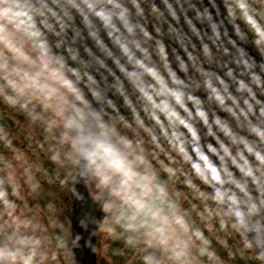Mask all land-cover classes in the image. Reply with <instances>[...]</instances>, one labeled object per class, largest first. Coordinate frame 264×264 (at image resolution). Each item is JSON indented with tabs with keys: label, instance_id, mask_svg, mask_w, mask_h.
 I'll return each mask as SVG.
<instances>
[{
	"label": "clouds",
	"instance_id": "clouds-1",
	"mask_svg": "<svg viewBox=\"0 0 264 264\" xmlns=\"http://www.w3.org/2000/svg\"><path fill=\"white\" fill-rule=\"evenodd\" d=\"M100 253L264 264V0H0V264Z\"/></svg>",
	"mask_w": 264,
	"mask_h": 264
},
{
	"label": "flooded vegetation",
	"instance_id": "flooded-vegetation-1",
	"mask_svg": "<svg viewBox=\"0 0 264 264\" xmlns=\"http://www.w3.org/2000/svg\"><path fill=\"white\" fill-rule=\"evenodd\" d=\"M101 259L105 261V264H114L112 258L104 255L103 253H100L96 256L95 264H100Z\"/></svg>",
	"mask_w": 264,
	"mask_h": 264
},
{
	"label": "water",
	"instance_id": "water-1",
	"mask_svg": "<svg viewBox=\"0 0 264 264\" xmlns=\"http://www.w3.org/2000/svg\"><path fill=\"white\" fill-rule=\"evenodd\" d=\"M82 258H83L85 261H88L89 256H88L87 252H85V254L83 255Z\"/></svg>",
	"mask_w": 264,
	"mask_h": 264
}]
</instances>
